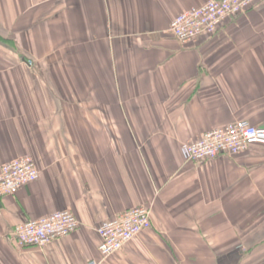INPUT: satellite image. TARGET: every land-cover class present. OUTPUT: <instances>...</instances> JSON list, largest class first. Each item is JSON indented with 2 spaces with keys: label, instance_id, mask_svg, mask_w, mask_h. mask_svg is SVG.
Here are the masks:
<instances>
[{
  "label": "crops",
  "instance_id": "1",
  "mask_svg": "<svg viewBox=\"0 0 264 264\" xmlns=\"http://www.w3.org/2000/svg\"><path fill=\"white\" fill-rule=\"evenodd\" d=\"M209 0H0V168L39 179L0 203V264H264V144L188 161L235 121L264 129V0L189 45ZM138 206L152 227L103 258L97 227ZM69 211L78 231L21 246L16 226Z\"/></svg>",
  "mask_w": 264,
  "mask_h": 264
},
{
  "label": "built area",
  "instance_id": "2",
  "mask_svg": "<svg viewBox=\"0 0 264 264\" xmlns=\"http://www.w3.org/2000/svg\"><path fill=\"white\" fill-rule=\"evenodd\" d=\"M259 0H209L206 4L181 13L171 24V33L183 45H189L204 35H214L226 19L243 15ZM253 144H264V129L250 122L235 121L225 127L204 133L199 140L183 145L185 158L194 163L235 156ZM40 172L34 159L22 156L4 163L0 168V203L15 196L23 187L36 182ZM79 221L69 211L56 212L16 226L14 239L21 246L45 247L51 242L75 234ZM152 227L151 210L138 206L96 229L100 238L99 252L107 258ZM90 264H97L96 261Z\"/></svg>",
  "mask_w": 264,
  "mask_h": 264
},
{
  "label": "trees",
  "instance_id": "3",
  "mask_svg": "<svg viewBox=\"0 0 264 264\" xmlns=\"http://www.w3.org/2000/svg\"><path fill=\"white\" fill-rule=\"evenodd\" d=\"M257 4H258V3H257ZM257 4H256V5H257ZM256 5H255V6H256ZM253 7H254V6H253ZM251 8H252V7H251ZM251 8H250V9H251ZM250 9H249V10H250Z\"/></svg>",
  "mask_w": 264,
  "mask_h": 264
}]
</instances>
